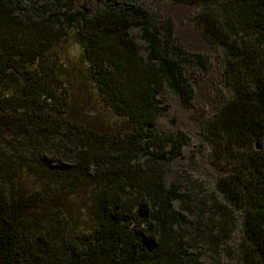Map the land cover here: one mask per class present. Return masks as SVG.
<instances>
[{
	"label": "trees",
	"instance_id": "1",
	"mask_svg": "<svg viewBox=\"0 0 264 264\" xmlns=\"http://www.w3.org/2000/svg\"><path fill=\"white\" fill-rule=\"evenodd\" d=\"M170 1L197 5L229 93L202 119L225 168L213 188L185 173L165 184L190 137L154 130L158 94L191 107L186 69L207 72L211 56L170 17L135 0H0V264H264V0ZM70 36L118 121L75 105L54 50Z\"/></svg>",
	"mask_w": 264,
	"mask_h": 264
},
{
	"label": "rangeland",
	"instance_id": "2",
	"mask_svg": "<svg viewBox=\"0 0 264 264\" xmlns=\"http://www.w3.org/2000/svg\"><path fill=\"white\" fill-rule=\"evenodd\" d=\"M85 0H74V8L81 9ZM101 1V0H99ZM154 11L162 17H170L174 22V35L189 51L207 53L210 56V67L207 72L199 71L195 67L186 69L187 75L193 82L194 98L191 107L185 106L180 99L167 87L158 94L162 104L167 109L157 115L154 130L160 133L181 129L188 133L190 140L182 146L181 154L172 158L171 170L165 174V184L176 179L179 174H189L192 178L203 181L209 188H213L219 175L225 174L221 163L215 162L207 145L202 139V119L211 116L219 106V95L222 92L228 96V90L221 82V69L215 58V48L202 36L191 22L192 14L197 10L196 4L173 3L170 0H135ZM91 11L96 9V1L88 4ZM130 33L136 36V41L143 46L144 42L138 37V29L130 28ZM54 50L63 60L68 69L71 88L75 97V105L83 112L101 119L104 123H114L118 118L105 107L98 99L86 72V64L80 59L81 46L70 36L60 41ZM141 54L145 53L141 50ZM201 144L200 148L197 145ZM178 208L179 201L173 202ZM240 228V226L238 227ZM234 241L238 242L240 233H235ZM204 264H211L206 255L201 257ZM224 264H241L235 258L225 259Z\"/></svg>",
	"mask_w": 264,
	"mask_h": 264
}]
</instances>
